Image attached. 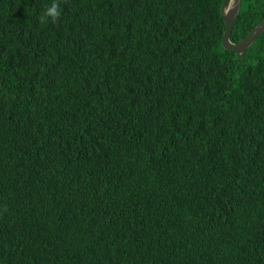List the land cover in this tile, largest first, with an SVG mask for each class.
I'll use <instances>...</instances> for the list:
<instances>
[{"label": "trees", "instance_id": "obj_1", "mask_svg": "<svg viewBox=\"0 0 264 264\" xmlns=\"http://www.w3.org/2000/svg\"><path fill=\"white\" fill-rule=\"evenodd\" d=\"M51 2L0 0V264H264V32L238 58L223 0Z\"/></svg>", "mask_w": 264, "mask_h": 264}, {"label": "water", "instance_id": "obj_2", "mask_svg": "<svg viewBox=\"0 0 264 264\" xmlns=\"http://www.w3.org/2000/svg\"><path fill=\"white\" fill-rule=\"evenodd\" d=\"M241 0H223L220 16L224 23L221 42L224 50L234 52L238 58L243 57L252 43L264 32V18L256 24L247 35L237 43L230 41L233 25L238 17Z\"/></svg>", "mask_w": 264, "mask_h": 264}, {"label": "clouds", "instance_id": "obj_3", "mask_svg": "<svg viewBox=\"0 0 264 264\" xmlns=\"http://www.w3.org/2000/svg\"><path fill=\"white\" fill-rule=\"evenodd\" d=\"M62 9L60 7L59 0H52V2L49 5L45 6L44 11L39 16V23L40 24H48V23H56L59 21L61 17ZM4 212L7 211V208L5 207L3 209Z\"/></svg>", "mask_w": 264, "mask_h": 264}]
</instances>
